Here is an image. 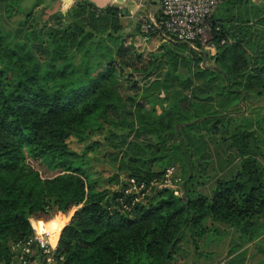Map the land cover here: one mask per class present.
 <instances>
[{"label":"trees","instance_id":"trees-1","mask_svg":"<svg viewBox=\"0 0 264 264\" xmlns=\"http://www.w3.org/2000/svg\"><path fill=\"white\" fill-rule=\"evenodd\" d=\"M21 1L0 0V264L14 262L11 245L31 237L32 224L52 221L60 226L57 264H172L182 242L195 246L211 231L220 232L217 224L239 231L244 242L256 240L264 217L263 6L222 1L211 23L219 27L215 37L227 42L214 55L166 40L144 62L125 44L131 33L116 6L77 1L64 14L51 15L56 26H39L32 17L41 0L25 13L13 9ZM21 13L13 28L3 22ZM133 65L141 92L124 97L120 71ZM110 115L154 143L123 149L107 183L123 184L120 171L147 183L178 164L186 197L166 187L133 201L125 188L104 187L91 177L83 157L98 143L79 153L69 142L89 140L92 121ZM208 138L234 150L239 165L216 182L211 196H190L189 168L208 152ZM28 159L50 176L43 178Z\"/></svg>","mask_w":264,"mask_h":264},{"label":"rangeland","instance_id":"rangeland-1","mask_svg":"<svg viewBox=\"0 0 264 264\" xmlns=\"http://www.w3.org/2000/svg\"><path fill=\"white\" fill-rule=\"evenodd\" d=\"M36 0H22L18 6H14V10H19L23 13L29 11ZM160 3V0H157ZM256 4L259 0H251ZM264 1V0H263ZM262 2V1H261ZM264 3V2H263ZM2 9H0L1 11ZM12 10V12H14ZM23 13H21L23 15ZM22 16H10V18L4 19V23L8 27H14ZM33 20H37V24L41 26L42 24H48L51 26H56L57 23L52 21L51 15L47 12L44 14L41 13L38 15L36 11L33 15ZM264 29V27H262ZM128 32V30H124ZM125 44H132L137 51L141 52V58L147 62L151 53L157 52L160 50L159 45L164 41L162 38L157 35L154 36L151 40L140 41L131 34V38L128 36L124 39ZM181 55H186V50L179 49ZM206 63H211L209 59L205 61ZM182 60H179V70L185 74L186 66H181ZM133 66H125V69L120 71L119 75V92L125 97L127 95H135L141 92L140 88L136 87L141 85V75L137 72L136 69H133ZM137 66H140V63L137 62ZM167 65H163L162 69H165ZM161 69V70H162ZM130 73V74H129ZM132 85L134 87H132ZM179 89L185 92H189V89H182L181 86H178ZM137 96V95H136ZM144 102L142 99H140ZM250 103H247L249 105ZM150 105L146 104V109H149ZM264 114V108L261 110ZM121 117H115L110 115L108 119L98 116L92 121V126L88 127L90 132V139L81 142L77 138L72 137L69 142V146L82 153L86 145L96 141L98 144L94 148L87 152L83 157L86 163V166L89 167V173L92 178H97L100 180L102 186L109 187L112 189L129 188L126 175L120 171L118 172L119 180H125L123 184L110 183L108 184V179L117 173V165L119 163L118 157L122 154L123 149L126 147H131L135 143H154L152 137L135 136L134 131H129L125 127V123L121 122ZM128 120H131L132 117H127ZM97 124H100V129H96ZM203 135V134H202ZM207 150L204 158L198 159L194 158V167L191 172V176L194 173L193 180L188 185V191L190 196H195L198 193H202L207 196H211L212 190L216 185L218 180H223L232 176L239 165V158L236 157V152L234 150L224 149V145H219L217 143H212L208 138ZM151 155V153L149 152ZM118 155V156H116ZM34 169L38 170L40 175L45 178L50 176V171L46 169L45 166L41 165L37 161H27ZM261 162L264 165V160L261 159ZM153 168L158 169L156 165L153 164ZM168 168H173L172 174L170 175V181L174 185V188L178 191V194H182L185 190V186H182L183 178L185 173L183 172L180 165H172ZM167 168V169H168ZM191 168H189V171ZM177 175L180 177V181L175 182ZM190 176V177H191ZM188 177V179H190ZM178 178V177H177ZM185 183V182H184ZM159 188L157 190H161ZM187 193V192H186ZM52 219V217H49ZM49 219V220H50ZM261 229L260 233L256 240L251 242H244L243 238L239 231L233 228H227L224 224H217L220 232H215V230L208 233L204 238L198 241L194 246L188 240H185L181 243L180 249L175 254V259L172 264H264V217L259 220ZM55 223L53 221L48 223L47 226L55 228ZM46 226V227H47ZM58 227H60L58 225ZM225 232V233H224ZM188 238V235L184 237ZM195 247L198 249V252H201L200 258L196 257ZM234 251V253L229 257L228 252ZM231 261V262H230ZM16 264V263H11Z\"/></svg>","mask_w":264,"mask_h":264},{"label":"built area","instance_id":"built-area-1","mask_svg":"<svg viewBox=\"0 0 264 264\" xmlns=\"http://www.w3.org/2000/svg\"><path fill=\"white\" fill-rule=\"evenodd\" d=\"M77 1L81 0H71V4ZM222 1L224 0H160L162 19L156 21L149 16L139 17L138 23L143 34L157 31L163 41L183 42L201 53L205 51L207 55H214L217 47L227 42L226 38L215 37L214 32L219 27L211 23V17ZM172 171L173 168H168L161 177L147 183H138L135 179L128 178L129 188L125 192L134 195L133 201L143 200L159 188L168 187L174 194H178L170 181ZM177 177L175 182L180 181V177ZM32 227L34 233L31 237L11 245L14 263L57 264L55 250L58 237L52 240L49 230L38 231L33 224Z\"/></svg>","mask_w":264,"mask_h":264},{"label":"crops","instance_id":"crops-1","mask_svg":"<svg viewBox=\"0 0 264 264\" xmlns=\"http://www.w3.org/2000/svg\"><path fill=\"white\" fill-rule=\"evenodd\" d=\"M92 3L94 6L97 7H105L108 5L118 7L122 13L129 8L130 11L127 13L126 16L122 15L121 21L126 26L124 30H128V33H131L134 36V39L142 41L143 38L146 40H151L154 36H158L161 38V35L157 32L153 36L148 35V33H141V28L139 27V32H136V28L138 25V18L139 17H151L152 19L159 21L162 19L161 7L160 3L157 0H87ZM129 1H133V8L132 4ZM262 1V2H261ZM264 8V1L259 0ZM73 4H71V0H41V4L34 9V11L38 12V9L41 10V13H49L50 15L57 14L59 12L65 13ZM34 12V13H35ZM23 16L22 14H13L12 16ZM22 18V17H21ZM131 38V37H130ZM57 244V241H56ZM196 257L200 258L201 254L197 251Z\"/></svg>","mask_w":264,"mask_h":264},{"label":"bare ground","instance_id":"bare-ground-1","mask_svg":"<svg viewBox=\"0 0 264 264\" xmlns=\"http://www.w3.org/2000/svg\"><path fill=\"white\" fill-rule=\"evenodd\" d=\"M38 231H44V230H49L50 234H51V239L55 240L56 237L58 236V233L60 231V227H58V225H55V228L51 227V226H47V227H41V226H36L35 227Z\"/></svg>","mask_w":264,"mask_h":264},{"label":"water","instance_id":"water-1","mask_svg":"<svg viewBox=\"0 0 264 264\" xmlns=\"http://www.w3.org/2000/svg\"><path fill=\"white\" fill-rule=\"evenodd\" d=\"M130 2V4H132V8L134 7L133 6V4H134V2L133 1H129ZM130 11V9L129 8H127L124 12H123V15L124 16H126L127 15V13ZM202 54L204 55V57H206L207 56V52H205V51H202ZM226 85H228V82H226ZM181 141V140H180ZM191 176V170L189 171V177ZM185 185V183L183 182L182 183V186H184ZM186 195H187V193H186V191H183V193H182V197H186ZM171 251V247H169V249H168V252H170Z\"/></svg>","mask_w":264,"mask_h":264}]
</instances>
